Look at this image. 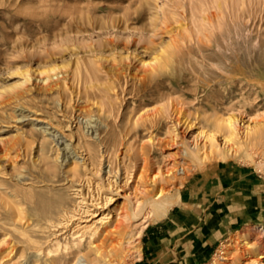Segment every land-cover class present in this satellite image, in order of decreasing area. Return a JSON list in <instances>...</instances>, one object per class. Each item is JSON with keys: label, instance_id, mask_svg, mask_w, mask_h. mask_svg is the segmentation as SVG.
<instances>
[{"label": "rangeland", "instance_id": "obj_1", "mask_svg": "<svg viewBox=\"0 0 264 264\" xmlns=\"http://www.w3.org/2000/svg\"><path fill=\"white\" fill-rule=\"evenodd\" d=\"M18 1L8 6L0 0V248L10 240L27 253L28 264H48L44 253L30 257L40 244L41 204L67 193L71 207L72 172L86 171L90 184H103L108 161L120 186L109 209L113 219L118 207L125 213L140 205V170L149 176L176 164V178L162 183L176 199L164 217L119 218L141 250L125 264H220V251L239 237L264 240L262 221L252 219L259 208L249 204L241 211L235 204L240 193L264 199V0H156L152 24L139 0H41L52 4L47 13L48 6ZM73 7L84 10L78 13L83 26L70 20ZM160 51L173 74L159 86H139L135 76ZM75 62L80 72L73 77ZM50 69L52 77L41 83ZM145 110L158 112V128L135 123ZM227 115L239 121L240 136L228 143L238 152L200 164L187 158L184 152L196 148L202 155L205 134L223 146L214 126ZM172 136L161 146L148 141ZM124 172L128 185H122ZM210 215L207 226L220 232L205 247L210 235L200 242L196 232Z\"/></svg>", "mask_w": 264, "mask_h": 264}, {"label": "bare ground", "instance_id": "obj_2", "mask_svg": "<svg viewBox=\"0 0 264 264\" xmlns=\"http://www.w3.org/2000/svg\"><path fill=\"white\" fill-rule=\"evenodd\" d=\"M1 1L2 3L3 1H5V3H7L8 6H15L19 4L18 0H1ZM42 1H45V0H42ZM42 1L41 0H34V1L25 0V3H23V5H30V3L33 2V4L35 5L36 4L39 6L44 5L45 7L48 6L47 8H45L46 9L45 12L46 13L49 12V9L51 10V8L49 7L52 6V4L42 2ZM75 2L78 3V1H75ZM203 4L201 3V6H205ZM139 5L142 7L141 10L143 14L146 16V18L148 19L149 24H152L155 20H157L158 16H157V13L154 11V9L157 8L156 0H139ZM40 8L41 7H39V9ZM74 8L76 7H73L70 9L72 10ZM192 9L195 10L193 7ZM81 12H84L82 8L76 9V11L75 9L72 10L70 13L71 14L70 20L72 21L74 20L76 21V23L80 24V26H83L84 24L82 22V19L80 16H78V13H81ZM41 15L44 16V11ZM86 18L89 19L90 16L88 15L86 16ZM74 28L75 29H73L72 32L74 33L79 32V30H77L76 25L74 26ZM83 31H86V30L83 28ZM163 53L164 51H162L160 55L157 54V56L153 57L145 66L143 62L140 63L141 66H144V67L148 66L149 69L139 71V73L135 76L137 77L136 80L139 86H143V88L146 86L148 87L150 86V88L152 86L153 87L159 86V83L161 82L160 78L168 77L173 74V68H174L173 63L171 60L167 59L166 57L164 59L162 56ZM75 63L76 64L72 71L73 77L78 76L80 72L78 63L77 62ZM249 66H250V63H249ZM53 72H54V69L45 71L44 72L46 74L45 80L39 79L40 82L45 84L46 80L52 77L51 74ZM252 74L254 73L252 72ZM255 76L257 75L255 74ZM173 79H175V77ZM202 83H205V81ZM213 86L214 85H212V87ZM260 87H262L264 91V86H260ZM158 89H161V88H158ZM205 89L207 90V88ZM145 90L147 89L145 88ZM150 90L152 92V89ZM150 90H148V92ZM246 93H249V92H246ZM150 94L151 93H149V95ZM219 95L221 96V94ZM212 97H215V96H211V98ZM213 100H216V99H213ZM238 122L235 118L228 116V115L225 116V118H222L219 120L217 119L214 127H215V130L221 133L223 136V143H224L223 146L222 147L215 146L212 143L214 140V135L205 134L204 138H205V143H206L205 145L206 149L202 152V155L201 156L198 155V152L200 149H197V148L195 150L192 149L193 151H190V152H184V155L187 158H189L192 162H196L198 164L202 163L206 159H210V157L215 158L217 156L220 159H224L228 156L229 157L233 156L234 154L238 152V149L234 147L233 144L231 145L228 143L232 139L233 140L238 139V137L240 136L239 129H238ZM135 123L136 124L141 123L144 126L145 130L156 129L158 128V125L160 123L158 112L155 110L141 111L140 113L137 114L135 118ZM164 124H167V123H164ZM259 125H261V123ZM249 132H250L249 128L247 127L244 128L243 133H242L243 138L248 139ZM175 137L176 136H172L170 138H161V139H158L156 137H150V139L149 140L147 139V140L148 141L155 140L156 143L161 146L163 144L169 143V141H174ZM263 138H264V135H263ZM181 153H183V151H181ZM243 154L247 158L250 157L247 151L246 153L244 151ZM144 160L145 159L143 158L142 161L144 162ZM260 166H261L260 168L264 169V162ZM91 167H92L91 169H93L92 163H91ZM175 167H176V164L172 163L169 167H167L166 170L153 172L149 176L145 175L143 171L140 170L138 173V178H141L142 184H143L142 185L143 186V191H142L143 199H141L142 201L140 205H137L135 208L129 209V211L125 213H123L124 206L118 207L117 214L120 211H121V214L118 215L117 217L125 219V217L128 215L132 217L145 215V217L146 216L150 217L152 220H160L162 217H164L168 213L170 207L174 204V201L176 199L174 197L175 194H172L171 192H169L162 183L163 182L169 183L170 181L176 178V174H173V169ZM114 168L115 167L112 166V163L108 161L107 170L105 171L106 177L103 180V184L102 182H95V181L90 184L91 177L88 178L86 171H83V173L80 174L78 171L74 170L72 172V175L74 178H76V180L71 181V187L73 188L72 189L73 190L72 191L73 192V203L71 207L70 206L68 207V194L67 193L66 194L57 193L54 195V198L50 200V202L48 201L47 203L41 204L42 210L40 214V218H41L40 224L38 227L39 230L36 231L37 233H39L38 237L40 240V244L39 246L37 245V247L34 248L36 253L30 254V257H32V260H34L33 258H38L39 256L43 255L44 258H46L49 261L48 264H125L126 259L129 258L132 253H135L138 255V257H140L141 250H140L138 241L136 240V237L134 238L131 234L127 232V230L122 224V221H121L122 219L121 220L119 218L113 219L111 216L112 211L109 210L111 206L114 205L115 196L119 194V190H120V186L118 185V178H119L117 174L118 171L117 169L115 170ZM144 168H145V164L143 163L142 169L144 170ZM96 169L94 170L95 172L97 171ZM175 172L176 173L180 172V169L177 168ZM181 172H182L181 174L185 173L183 168L181 169ZM95 175H93L92 177H94ZM122 175H123L122 178L120 177L121 181H123L122 185H128V182H129L128 173L124 172ZM64 179H66L67 184H68V173ZM67 191H68V185H67ZM238 199L243 200L241 197H239ZM249 204H252V205L254 204V206L259 208L257 209L258 211L255 214V216L256 218L262 221V228H261L260 234H264V199L260 197L253 198L249 200V203L247 204V206ZM18 215L23 216V213L19 211ZM211 217L213 216L212 215L208 216L207 222H209ZM29 230L30 229H28V231ZM260 238H262V235H259V237L253 241H249L247 240V238L241 236L239 237V241L238 240L232 241L234 242L233 245L227 244L220 251L221 256H222V257L219 256L220 259L222 260L220 264H264V240ZM23 251L24 250H20L18 253L16 246L14 244H11L10 240L9 242H5L4 246L0 248V264H28L27 263L28 260L27 261L25 260L26 259L25 255L27 253L24 254ZM41 253H44V254H41ZM44 258H42L43 261H44ZM186 263L187 261H185V264Z\"/></svg>", "mask_w": 264, "mask_h": 264}, {"label": "crops", "instance_id": "obj_3", "mask_svg": "<svg viewBox=\"0 0 264 264\" xmlns=\"http://www.w3.org/2000/svg\"><path fill=\"white\" fill-rule=\"evenodd\" d=\"M238 196V197H237ZM236 196V198L238 199L239 197H241L243 200H237L236 201V207H240L241 208V211L242 210H246V211H248V208H246L247 207V204L249 203V200H251V199H253V198H257V196H247L246 194H243V193H240L239 195H237ZM261 198V197H260ZM250 214H253V212H250ZM249 216V212H247V217ZM249 218V217H248ZM249 219H251V218H249ZM252 219H257L256 217L254 218V217H252ZM207 223L208 224H210L209 222H207V219H205V220H200V223L198 224V225H200V227H201V225H203L204 224V226L201 228V230H200V232H199V234H197L198 232H196V235L199 237V239H200V242H203V239H204V237L205 236H209L210 235V240L209 241H204V244H205V247H208V246H210L212 243H214L215 241H216V237H217V235H215V233H219L220 232V227L219 228H209L208 226H207ZM207 226V227H206Z\"/></svg>", "mask_w": 264, "mask_h": 264}]
</instances>
